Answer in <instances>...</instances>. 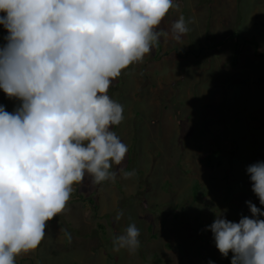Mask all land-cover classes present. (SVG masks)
I'll list each match as a JSON object with an SVG mask.
<instances>
[{"label":"rangeland","instance_id":"1","mask_svg":"<svg viewBox=\"0 0 264 264\" xmlns=\"http://www.w3.org/2000/svg\"><path fill=\"white\" fill-rule=\"evenodd\" d=\"M176 2L160 27L183 14V39L161 37L108 89L124 115L112 130L128 146L113 169L135 175L74 184L44 239L16 264H207L209 257L230 264L203 229L225 208L228 219L250 215L245 199L264 207L245 173L264 159V0ZM214 150L210 166L201 158ZM130 222L140 229L139 248L114 252L113 236Z\"/></svg>","mask_w":264,"mask_h":264},{"label":"clouds","instance_id":"2","mask_svg":"<svg viewBox=\"0 0 264 264\" xmlns=\"http://www.w3.org/2000/svg\"><path fill=\"white\" fill-rule=\"evenodd\" d=\"M178 7L176 0H0V92L13 101L11 110L0 103V264H16L38 247L46 222L85 176L95 186L118 171L125 179L135 175L113 169L128 146L112 130L124 115L108 89L161 37L183 39V14L160 27ZM245 173L264 206V159ZM244 204L250 215L228 219L225 208L203 230L230 264H264V207L251 198ZM140 234L128 223L113 236L112 250L134 254Z\"/></svg>","mask_w":264,"mask_h":264},{"label":"trees","instance_id":"3","mask_svg":"<svg viewBox=\"0 0 264 264\" xmlns=\"http://www.w3.org/2000/svg\"><path fill=\"white\" fill-rule=\"evenodd\" d=\"M246 41H250V42H252V43H254V45H255V47L257 48V41L256 40H246ZM260 55H262V53L260 54ZM0 103H3V104H5L6 105V109H7V105H8V102H7V100L6 99H1L0 100ZM217 151L218 150H214V151H212V154H203L202 155V160L203 161H205V163H207L208 165H210V166H213V162H214V159H215V154L217 153ZM214 157V158H213ZM217 163H221V158H219L218 160H217ZM199 186L198 185H195V192L197 191V188H198ZM196 197V196H195ZM92 201V200H91ZM93 202V201H92Z\"/></svg>","mask_w":264,"mask_h":264}]
</instances>
